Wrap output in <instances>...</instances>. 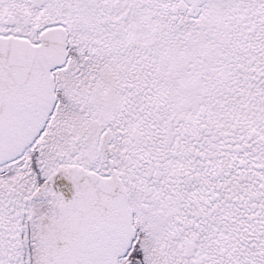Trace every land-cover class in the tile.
<instances>
[{"label": "snow or ice", "instance_id": "obj_1", "mask_svg": "<svg viewBox=\"0 0 264 264\" xmlns=\"http://www.w3.org/2000/svg\"><path fill=\"white\" fill-rule=\"evenodd\" d=\"M0 264H264V0H0Z\"/></svg>", "mask_w": 264, "mask_h": 264}]
</instances>
